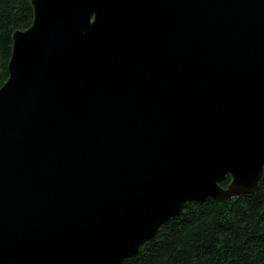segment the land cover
Returning a JSON list of instances; mask_svg holds the SVG:
<instances>
[{"label":"water","instance_id":"1","mask_svg":"<svg viewBox=\"0 0 264 264\" xmlns=\"http://www.w3.org/2000/svg\"><path fill=\"white\" fill-rule=\"evenodd\" d=\"M31 4L0 87V264H124L187 203L259 190L264 0Z\"/></svg>","mask_w":264,"mask_h":264},{"label":"trees","instance_id":"2","mask_svg":"<svg viewBox=\"0 0 264 264\" xmlns=\"http://www.w3.org/2000/svg\"><path fill=\"white\" fill-rule=\"evenodd\" d=\"M33 18L31 0H0V87L9 76L12 34ZM124 264H264V174L255 193L187 203Z\"/></svg>","mask_w":264,"mask_h":264}]
</instances>
